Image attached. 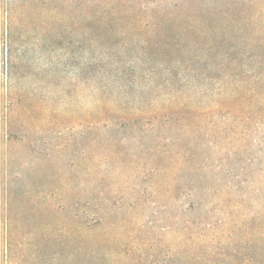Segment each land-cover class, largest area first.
<instances>
[{
  "label": "rangeland",
  "instance_id": "obj_1",
  "mask_svg": "<svg viewBox=\"0 0 264 264\" xmlns=\"http://www.w3.org/2000/svg\"><path fill=\"white\" fill-rule=\"evenodd\" d=\"M0 264H264V0H0Z\"/></svg>",
  "mask_w": 264,
  "mask_h": 264
},
{
  "label": "trees",
  "instance_id": "obj_2",
  "mask_svg": "<svg viewBox=\"0 0 264 264\" xmlns=\"http://www.w3.org/2000/svg\"><path fill=\"white\" fill-rule=\"evenodd\" d=\"M102 6H105V4L102 5ZM97 8H100L105 13L107 12L106 10L108 9V7H101V4H99V7H97ZM92 14H94V13L92 12ZM96 14H98V13L96 12ZM99 17H100L101 22L105 23L106 18H104V16H100V14H99ZM101 17H102V19H101ZM246 17H248L247 12L244 13L243 18H246ZM262 18H263V15H261L260 19H258V20H261ZM231 20L234 21V19H232V18H231ZM256 21L257 20H255V18H252V22L255 23ZM12 23L15 26L17 24V21H15V19H14L12 21ZM231 26L233 28V22L231 23ZM238 29L242 30V28H240V27ZM135 35H137V34L132 32V36L134 37ZM8 39H9L10 42L13 41L12 35H9ZM143 42L149 44V45H147L145 47L143 46L142 51H143L144 55L145 56L147 55L148 59H150V55L152 56L153 47L151 46L150 42L147 39H144L143 41L140 40V43H143ZM72 52H73L72 48L68 47V56H70V58L73 56V55H71ZM96 64L91 62V61H88V62H85L83 64L84 67H81V68L82 69L83 68L84 69H92V67L95 66ZM71 65L77 67L78 63H71V64L68 65V68ZM159 65L164 66V64H161V63H159ZM101 67L102 66H100V68ZM100 68H99V71L101 72ZM74 70H75V68H74ZM144 70L147 72V74H150L148 76V79L145 80V82H143V84L140 82L141 80L138 81L137 83L136 82L133 83L137 87H141V90H143L144 85H147L148 83H151V81H155V79H158L157 78L158 73H156L155 69H150L148 67V68H146ZM170 70H171V68L167 67L165 72L167 73ZM68 71H70V70H68ZM76 71L77 70L73 71V73H77ZM125 72H126V70H124L123 73H125ZM181 76L184 77L182 79H183L185 84L189 85L188 87H190V86L193 87L194 86V84H192V81H194L195 79H193L192 76H185V75H181ZM160 77L162 79V83L161 84L170 82L173 87L175 86L176 78H174V77H176V75H173V76L171 75V77H170V76H167V74H164V76L161 75ZM123 90L125 92H129V91L135 90V88L130 87V85L128 84V85L124 86ZM234 91H236V89L232 90V94L235 93ZM125 92H124L122 101L124 102L123 104H128L131 96L126 94ZM166 94H167V98L164 100V102L162 104L160 103L159 100H157V98L155 99L154 110H159L161 113L163 111L165 112L166 110H170V109L175 110V111H180L181 109L189 110V111H186V114L181 116L182 118H181V125H180L181 126V135L188 136L189 132H190V129H191V126L194 124V122H189L188 116L194 112V110L192 109L194 107L188 101V98L186 96L187 92L184 90V87H176V89H171L168 92H166ZM149 105H148L147 108H144L143 104H135V106H133V108L137 112H140V113H143V114H147L148 116L145 118V120H148L149 123H150V122H153V120L150 118V116L151 115L154 116V115H153V110L150 108ZM161 113H159L158 115H160ZM199 118H202V116H200ZM199 118H197V119H199ZM131 120H132V118L131 119H127L126 121H130L131 122ZM163 121H164V123H168L169 124V120L166 119V120H163ZM156 125H157V128H158L159 124H156ZM195 125L198 128H202L199 124H195ZM154 126H155V124H154ZM159 152L163 153V149H160Z\"/></svg>",
  "mask_w": 264,
  "mask_h": 264
}]
</instances>
